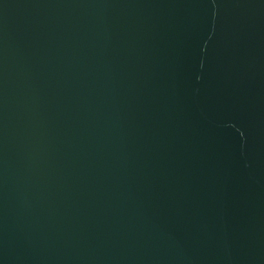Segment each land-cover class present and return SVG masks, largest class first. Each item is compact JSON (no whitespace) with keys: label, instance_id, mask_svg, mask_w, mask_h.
<instances>
[{"label":"water","instance_id":"1","mask_svg":"<svg viewBox=\"0 0 264 264\" xmlns=\"http://www.w3.org/2000/svg\"><path fill=\"white\" fill-rule=\"evenodd\" d=\"M0 264H264V0H0Z\"/></svg>","mask_w":264,"mask_h":264}]
</instances>
